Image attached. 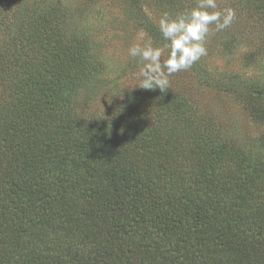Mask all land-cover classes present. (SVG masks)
Instances as JSON below:
<instances>
[{
    "label": "trees",
    "instance_id": "1",
    "mask_svg": "<svg viewBox=\"0 0 264 264\" xmlns=\"http://www.w3.org/2000/svg\"><path fill=\"white\" fill-rule=\"evenodd\" d=\"M224 1L264 42V0ZM72 14L0 0V264H264V154L170 82L96 110L107 67Z\"/></svg>",
    "mask_w": 264,
    "mask_h": 264
},
{
    "label": "rangeland",
    "instance_id": "2",
    "mask_svg": "<svg viewBox=\"0 0 264 264\" xmlns=\"http://www.w3.org/2000/svg\"><path fill=\"white\" fill-rule=\"evenodd\" d=\"M26 1L69 8L73 24L93 40L96 50L103 55L107 70L89 89L96 110H104L114 101L117 87L121 89L120 96L123 91L139 89L141 65L138 59L128 55L130 46L147 41H151L153 47L167 44L163 37L149 30L147 22L158 27L164 13L172 17L183 13L172 7V0ZM231 2L217 0V10L234 9L233 24L223 31H216L215 25H211L205 42L207 55L190 69L174 73L168 79L172 86L177 84L193 96L202 110L222 123L226 132L245 143L246 149L261 155L264 154V118L255 114L248 100L218 88L215 83L206 84L200 72L205 69L208 75L240 82L252 95H259L264 101V42L259 34L248 31L249 19L232 7Z\"/></svg>",
    "mask_w": 264,
    "mask_h": 264
},
{
    "label": "clouds",
    "instance_id": "3",
    "mask_svg": "<svg viewBox=\"0 0 264 264\" xmlns=\"http://www.w3.org/2000/svg\"><path fill=\"white\" fill-rule=\"evenodd\" d=\"M217 0H196L195 7L175 17L164 13L158 21L159 31L168 43L164 47H153L151 41L129 47L128 55L138 59L141 88L168 89V77L190 69L201 57L207 55L205 42L210 26L216 31L229 28L236 19L232 8L217 10ZM162 57L164 59L162 60Z\"/></svg>",
    "mask_w": 264,
    "mask_h": 264
}]
</instances>
